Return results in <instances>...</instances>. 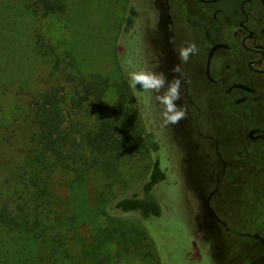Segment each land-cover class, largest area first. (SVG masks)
Masks as SVG:
<instances>
[{"label":"flooded vegetation","instance_id":"obj_1","mask_svg":"<svg viewBox=\"0 0 264 264\" xmlns=\"http://www.w3.org/2000/svg\"><path fill=\"white\" fill-rule=\"evenodd\" d=\"M140 3L122 44L138 34L140 67L181 80L176 103L186 118L168 125L169 148L195 201L184 220L189 237L212 264H264V0ZM189 42L198 52L173 73L174 49ZM145 94L164 126L162 106Z\"/></svg>","mask_w":264,"mask_h":264},{"label":"trees","instance_id":"obj_2","mask_svg":"<svg viewBox=\"0 0 264 264\" xmlns=\"http://www.w3.org/2000/svg\"><path fill=\"white\" fill-rule=\"evenodd\" d=\"M140 5V0H128L123 32H129L134 26ZM29 9L33 16L41 19L60 16L67 11V0H32ZM36 48L38 56L47 59L53 69L66 78L63 84L45 90L30 101L36 148L29 157V171L23 179L27 197L20 196L15 205L0 203V264H52L50 261L71 260L66 243L57 233L64 214L61 209L66 206L58 186L76 195L77 200L73 196L70 201L74 203L70 231H74L80 226H77L75 212L79 213L86 206L81 195L91 179L115 181L125 161L149 158L152 159L150 174L141 192L116 199L102 210L106 217L148 221L149 231L121 226L107 232L100 228V233L91 238L89 248H84L82 255L88 264H119L128 256L166 264L170 250L166 248L164 257L160 244L162 235L168 237L167 232H162L164 221L173 215L164 212L163 205L170 204L160 196L159 184L166 180V173L160 159H153L161 151V144L144 121L146 94L139 98L129 87L122 66L127 59L125 52L118 66L120 73L113 77V74H83L71 52L59 56L40 38ZM66 59L68 72L63 66ZM139 87L137 85V90ZM112 89L116 99L109 105L106 99ZM88 115L95 119L91 127L83 126L78 119ZM86 213V220L91 221ZM4 232L11 236L6 237ZM37 243L48 245L50 253L36 256ZM113 244L118 245L115 256L107 252Z\"/></svg>","mask_w":264,"mask_h":264},{"label":"rangeland","instance_id":"obj_3","mask_svg":"<svg viewBox=\"0 0 264 264\" xmlns=\"http://www.w3.org/2000/svg\"><path fill=\"white\" fill-rule=\"evenodd\" d=\"M31 1L0 0V203L9 202L13 205L19 202L20 196L27 197L23 179L26 177V171H29V157L34 155L36 148L34 138L36 129L30 121V101L45 90L63 84L66 78L60 72H56L53 64L47 59L38 56L37 40L40 38L51 45L59 56L64 57L66 52H71L83 74H113V77H117L120 73L118 66L124 52V56L132 59L137 69L141 68L137 52L140 47V36L136 34L130 38L126 46L122 44L124 39L121 33L127 16L128 0H67V11L63 15L45 19L33 16L29 9ZM67 64L66 59L63 65L66 72ZM125 72L127 74L126 70ZM155 96L153 93V101ZM115 99L116 92L112 89L106 101L111 105ZM143 108L147 129L154 133L161 148H164L160 154L153 156V159L159 158L168 174V182L159 186L161 198L170 204L163 205L164 212L169 216L173 215L164 221L165 227L162 231L168 233L169 239L164 242L166 238L162 235L160 244L163 245L164 257L166 248L171 252L170 256L165 258L166 264H212L205 246L197 245L195 239H190L186 230L184 220L196 208L190 191L185 187L187 186L185 179L179 174L180 167L184 164L175 158L169 148L174 137L172 127L161 126L158 119L160 112L149 108L145 102ZM78 119L85 127H91L95 122L91 115ZM151 162V158L127 160L115 181L91 179L85 187L84 194L81 195V200L85 199L86 206L79 213L74 211L77 226L80 225L74 231H70V220L74 210V203L70 201L73 196L76 198V195L61 190L58 186L66 206L61 209L64 214L57 233L66 243L72 258L69 261L63 260L62 263L53 261L50 263L88 264L83 258L82 251L89 248L91 238L100 233V228L107 232L121 226L136 228L139 232L148 230L150 225L148 221H139L131 217L127 219L106 217L102 210L116 199L140 193L148 180ZM58 181H62V178L59 177ZM85 213L89 215L91 221L86 220ZM4 233L6 237L11 236L9 232ZM156 234L159 238V233ZM45 245V243L35 245L36 256L50 253V247ZM107 252L115 256L118 245L113 244ZM159 256L161 258V252ZM119 264L156 263L128 256L123 257Z\"/></svg>","mask_w":264,"mask_h":264},{"label":"clouds","instance_id":"obj_4","mask_svg":"<svg viewBox=\"0 0 264 264\" xmlns=\"http://www.w3.org/2000/svg\"><path fill=\"white\" fill-rule=\"evenodd\" d=\"M174 50L177 51L180 63L173 66L172 72L182 75L181 64L187 63L190 57L198 52V49L195 43L189 42L186 46ZM122 66L127 71L129 87L133 89L137 97L143 98L145 93L156 94L155 99L162 106L161 116L164 126L178 124L186 118V109L176 103L181 98L180 78L174 77L168 80L163 73L137 69L130 58L126 59ZM137 85L141 90H137Z\"/></svg>","mask_w":264,"mask_h":264}]
</instances>
